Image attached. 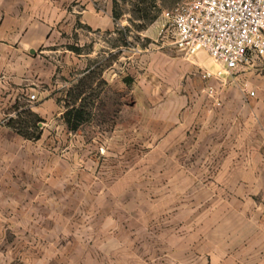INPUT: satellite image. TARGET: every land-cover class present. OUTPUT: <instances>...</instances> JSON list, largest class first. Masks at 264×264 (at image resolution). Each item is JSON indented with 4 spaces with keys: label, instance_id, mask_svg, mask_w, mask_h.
Masks as SVG:
<instances>
[{
    "label": "crops",
    "instance_id": "obj_1",
    "mask_svg": "<svg viewBox=\"0 0 264 264\" xmlns=\"http://www.w3.org/2000/svg\"><path fill=\"white\" fill-rule=\"evenodd\" d=\"M113 1L0 0V264H264V61L249 73L204 53L169 62L175 89L180 76L213 74L203 82L221 87L220 105L196 95L190 76L184 97L140 94L153 107L106 126L105 159L87 156L97 141L64 123L73 140L54 137L71 89L53 82V42L111 30ZM31 96L39 141L8 125ZM100 159L129 167L107 183Z\"/></svg>",
    "mask_w": 264,
    "mask_h": 264
},
{
    "label": "rangeland",
    "instance_id": "obj_2",
    "mask_svg": "<svg viewBox=\"0 0 264 264\" xmlns=\"http://www.w3.org/2000/svg\"><path fill=\"white\" fill-rule=\"evenodd\" d=\"M181 1L114 0L111 5L114 26L111 30L93 32L89 28L83 27L82 37L75 35L54 40L55 51L58 52L51 54L52 72L55 73L53 82L58 85L66 81V84H70V89H72L77 84H72V80L76 76L79 78L78 76L83 75L82 79L78 80H83L87 84L84 98L92 103L89 111L91 117L79 128L80 132L78 133L83 142L89 141L88 145L92 141H97L99 145L98 150L92 148L85 150L87 156H93L98 152L99 157L106 158L107 149L102 144L105 139L102 137L104 134L102 132L106 131V126L116 125L124 120L136 121L138 119V113H127L126 116L122 114V110L135 111L153 107L154 101L136 100L140 94L152 93L157 89L164 94H179L184 97L188 91L183 85H186V83L184 84L186 77L190 76L195 85L194 92L196 95H199L200 98L201 96L206 97V101L210 100L214 106L220 105L218 97L221 87L212 85L216 94L215 97H209L204 90L208 84L203 82L198 70L184 78L180 76L178 80L180 84L176 89L175 86L171 85L174 74L172 75V65L169 62L188 65L194 61V59L186 60L177 54L166 43V40L159 37L161 29L167 23L165 13L171 11ZM205 61L216 64L207 55H205ZM91 68L92 70L85 75L86 71ZM250 68H246L248 73ZM216 88H219V91ZM37 100L38 97L34 100H28L25 97L20 102V106L25 109L30 108L31 104ZM71 101V99L66 101V107L70 105ZM167 106L163 110V115L170 112V108ZM22 107H20L21 109L18 108L16 119L23 110ZM43 123L41 124L42 135ZM62 123L66 124L59 118H55L53 121L55 128L52 133L55 138L63 136L64 141L69 142L73 140V137L64 134ZM130 151H132L131 156L137 154L135 149ZM115 155L114 159L118 163V157L121 155L118 153ZM103 159L99 161L98 170L102 174L108 170L112 172L107 183H110L111 177L115 179L119 173L129 167L127 164L114 165L112 162ZM104 178L106 179V177Z\"/></svg>",
    "mask_w": 264,
    "mask_h": 264
},
{
    "label": "built area",
    "instance_id": "obj_3",
    "mask_svg": "<svg viewBox=\"0 0 264 264\" xmlns=\"http://www.w3.org/2000/svg\"><path fill=\"white\" fill-rule=\"evenodd\" d=\"M165 18L159 37L186 60L204 53L226 72L264 61V0H182ZM213 77L208 71L201 75L205 82ZM243 89L255 97L247 83ZM205 92L215 97L213 86Z\"/></svg>",
    "mask_w": 264,
    "mask_h": 264
},
{
    "label": "trees",
    "instance_id": "obj_4",
    "mask_svg": "<svg viewBox=\"0 0 264 264\" xmlns=\"http://www.w3.org/2000/svg\"><path fill=\"white\" fill-rule=\"evenodd\" d=\"M86 87V82L82 80L68 93V100L71 99L72 101L63 115V120L70 132H77L91 117V112L89 111L92 103L84 98ZM80 99L81 101L77 105ZM22 109L18 114V118L11 119L8 125L24 139L38 141L42 135L41 124L43 120L31 112L30 108L25 109L22 107Z\"/></svg>",
    "mask_w": 264,
    "mask_h": 264
}]
</instances>
